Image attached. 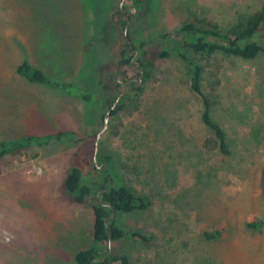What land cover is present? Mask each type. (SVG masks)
I'll return each mask as SVG.
<instances>
[{
  "label": "rangeland",
  "instance_id": "374dc122",
  "mask_svg": "<svg viewBox=\"0 0 264 264\" xmlns=\"http://www.w3.org/2000/svg\"><path fill=\"white\" fill-rule=\"evenodd\" d=\"M106 1L0 0V139L66 129L83 137L0 159V264H74L73 253L93 232L91 205L64 190L65 175L82 153L98 166L100 157L113 155L117 182L151 200L146 210L120 215L128 234L115 246L129 264H264V227L246 224L264 220V56L194 55L211 116L226 134L225 155L204 146L211 132L200 118L202 101L189 88L187 63L175 54L157 56L169 47L167 33L183 21L227 29L262 0H145L141 9L130 6L131 48L136 55L144 49L153 68L139 84L140 95L108 116L100 132L106 112L101 103L30 83L15 68L27 59L50 79L88 91L80 77L81 44L87 28L97 24L93 8H105ZM120 1L112 0L111 9ZM117 26L116 54L105 51L104 62L125 48ZM256 39L264 44V25ZM135 229L149 240L131 236Z\"/></svg>",
  "mask_w": 264,
  "mask_h": 264
},
{
  "label": "trees",
  "instance_id": "16d2710c",
  "mask_svg": "<svg viewBox=\"0 0 264 264\" xmlns=\"http://www.w3.org/2000/svg\"><path fill=\"white\" fill-rule=\"evenodd\" d=\"M144 2L145 0H124L122 7L117 4L112 10L114 4L112 0H107L105 8H93L94 11L91 12V15L99 12V18L96 20V25L87 28L86 36L81 44L84 62L80 69V77L86 81L88 91L74 82L50 79L41 68L31 64L27 59H23L16 66V73L30 83L48 85V87L78 97L89 105L101 103L106 110L109 109V116L117 115L127 107L129 102L134 101L140 95L142 87L137 86V80H131L127 82L128 90L113 106L120 93L125 90L121 81L124 78L138 77L139 71H136L134 64L131 63L133 54L126 51L125 39L123 43L125 48L120 50L116 60L104 62L102 59L105 51H108L110 56L116 54L117 38L120 37L117 24H119L121 32L124 33L127 19L131 20L130 16L126 17L130 7L125 14L123 9L128 6L141 9ZM107 12H110L113 19L106 18ZM263 25L264 0L258 9L238 16L227 29L197 20H185L177 28L167 33L169 47L157 52L158 57L175 54L187 63L189 88L201 99L200 118L211 132V136L204 140V146L208 149L216 148L224 155L230 152L229 144L223 128L211 116L212 102L204 93L201 84L203 69L194 55L219 54L243 59L264 56V44L256 39ZM129 32L128 29L130 38ZM143 45L142 42L139 47ZM139 47L137 50L140 49ZM140 51V54L136 55L133 60L139 62L144 82L152 70L153 64L143 57L144 49ZM95 61L97 63H94ZM118 77H120L119 80ZM62 140L79 142L83 140V137L70 129L47 134L22 133L13 138L0 139V159L7 155L18 154L33 146L49 145ZM99 141L103 143V137ZM100 159H102L101 166H98L94 158H87L85 153H82L80 163L72 165L64 178L65 192L75 202L91 205L94 214L92 238L87 245L73 253L72 260L74 264H129L128 256L119 252L115 246L116 242L124 239L128 234L122 227L120 215L146 210L149 208L151 200L149 196L139 194L129 186L117 182L111 173L113 155L106 154ZM106 182L108 183L105 188ZM246 224L248 228L261 229L264 227V220H251ZM130 235L144 241L149 240V237L144 235L140 229L131 231Z\"/></svg>",
  "mask_w": 264,
  "mask_h": 264
},
{
  "label": "water",
  "instance_id": "95a60500",
  "mask_svg": "<svg viewBox=\"0 0 264 264\" xmlns=\"http://www.w3.org/2000/svg\"><path fill=\"white\" fill-rule=\"evenodd\" d=\"M123 2H124V0H121V1H120V7H122ZM130 10H131V9H130ZM124 34H125V41H126L128 47H131V44H130L129 39H128V38H129V36H128V19H127V24H126L125 29H124ZM135 54H136V50L134 51V55H133V57H132V59H131V63L134 64V69H135L136 71H139V79L137 80V81H138L137 86H139V84L142 82L143 71H142L141 69H137V66H138L139 62L133 60ZM121 83L125 86V90H124L122 93H120L119 97L115 100L113 106L115 105V103H117L118 99H119V98H120V97H121V96H122V95L128 90V86H127V84H126L124 81H121ZM111 107H112V106H111ZM108 116H109V109L106 110V112H105L104 120H103V127H102V129L100 130V132H102V131L106 128V126H107V122H108ZM100 132L97 134V137H99ZM94 160H95V162H96V158H95V157H94ZM107 183H108V182L105 183V188H106V186H107ZM105 188H104V189H105ZM97 195H98V194H97ZM97 195H96V196H97ZM97 203H98V202H97ZM112 215H113V213H112ZM109 244H110V242H109ZM109 244H108V245H109ZM104 256H105V254L103 255V257H104Z\"/></svg>",
  "mask_w": 264,
  "mask_h": 264
},
{
  "label": "flooded vegetation",
  "instance_id": "af4514ba",
  "mask_svg": "<svg viewBox=\"0 0 264 264\" xmlns=\"http://www.w3.org/2000/svg\"><path fill=\"white\" fill-rule=\"evenodd\" d=\"M130 7V6H129ZM136 49H132L131 47H128V45H127V49H126V51L130 54V53H132L133 55H134V51H135ZM137 53V52H136ZM133 57V56H132ZM136 57V54H135V56H134V58ZM137 68L138 69H140V66H139V64H138V66H137ZM137 79H139V75H138V77H137ZM131 80H135L134 78H124L123 79V81L127 84V82H130ZM128 86V85H127Z\"/></svg>",
  "mask_w": 264,
  "mask_h": 264
}]
</instances>
